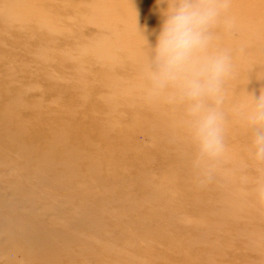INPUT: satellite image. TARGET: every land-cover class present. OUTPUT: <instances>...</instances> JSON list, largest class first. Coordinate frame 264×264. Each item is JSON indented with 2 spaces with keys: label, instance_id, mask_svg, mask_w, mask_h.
Returning <instances> with one entry per match:
<instances>
[{
  "label": "rangeland",
  "instance_id": "1",
  "mask_svg": "<svg viewBox=\"0 0 264 264\" xmlns=\"http://www.w3.org/2000/svg\"><path fill=\"white\" fill-rule=\"evenodd\" d=\"M167 9L0 0V264H264L244 122L264 91V0H230L215 30L232 72L209 103L230 116L204 183L181 107L146 93Z\"/></svg>",
  "mask_w": 264,
  "mask_h": 264
},
{
  "label": "clouds",
  "instance_id": "2",
  "mask_svg": "<svg viewBox=\"0 0 264 264\" xmlns=\"http://www.w3.org/2000/svg\"><path fill=\"white\" fill-rule=\"evenodd\" d=\"M229 7L230 0H168L144 68L148 97L166 98L182 108L194 148L191 166L201 183L212 179L227 148L224 115L209 101L219 103L232 72L230 52L214 45L215 30L228 23ZM244 122L250 133V156L259 172L256 198L264 205V91L252 95Z\"/></svg>",
  "mask_w": 264,
  "mask_h": 264
},
{
  "label": "bare ground",
  "instance_id": "3",
  "mask_svg": "<svg viewBox=\"0 0 264 264\" xmlns=\"http://www.w3.org/2000/svg\"><path fill=\"white\" fill-rule=\"evenodd\" d=\"M159 31H160V30L158 29V31H157V33H156L157 35H158ZM133 62H134V61H133ZM135 62H136V63H135ZM135 62L133 63V65H137V61H135ZM117 63H118V62H117ZM106 65H107V64H106ZM119 69H120V68H119ZM119 69L117 70L118 72L116 73V74H117L116 76L126 77V76H129V75H130V74H129V75L127 74L128 71H127V73H125L124 70L121 71V70H119ZM115 70H116V69H115ZM134 73H135V71H134ZM113 74H114V73H113ZM132 74H133V72L131 73V75H132ZM98 75H99V74H98ZM131 75H130V76H131ZM135 75H136V74H135ZM116 76H115V77H116ZM135 77H136V76H135ZM126 78H127V77H126ZM131 79H133L132 76H131ZM181 109H182V108H181ZM226 112H228V111H225V112L223 111L224 118H228L227 116H230V115H227L228 113H226ZM63 114H64V113H63ZM63 114H62V115H63ZM183 115H184V114H183ZM103 120H104V118H103V119H99V121H101L100 123L104 122ZM98 131H99V130H98ZM91 132H92V131H91ZM96 139H97V138H96Z\"/></svg>",
  "mask_w": 264,
  "mask_h": 264
}]
</instances>
